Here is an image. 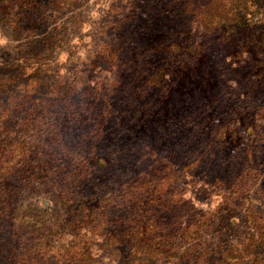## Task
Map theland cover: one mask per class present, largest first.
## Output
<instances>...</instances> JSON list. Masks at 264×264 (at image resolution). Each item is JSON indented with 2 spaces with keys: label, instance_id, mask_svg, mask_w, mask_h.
Masks as SVG:
<instances>
[{
  "label": "rangeland",
  "instance_id": "rangeland-1",
  "mask_svg": "<svg viewBox=\"0 0 264 264\" xmlns=\"http://www.w3.org/2000/svg\"><path fill=\"white\" fill-rule=\"evenodd\" d=\"M254 1L261 8L248 16L240 10L243 3L250 5L246 0H47L41 33L16 36V13L0 19V85L22 103L24 122L34 121L32 145L36 139L42 147L52 144L49 138L64 122L82 119L86 130L70 124L65 137L72 147L77 135L113 138L114 155L103 149L98 156L99 164L115 161L114 170L102 173L105 179L126 167L123 176L115 172L119 178L112 179L111 198L118 205L165 203L167 212L176 207L174 215H166V231L179 217L180 229L190 222L198 233L195 245L193 236L174 242L186 259L197 243L201 258L202 252L217 250L242 256L247 248L256 254L264 245V70L252 63L251 44L264 36V29H255L258 20L264 23V0ZM239 16L248 28L244 42L243 36H229L228 27ZM172 43L203 51L201 62L187 61L176 48L170 51ZM180 71L193 74L187 85L195 90L181 116L192 129L183 133L185 122L179 125L168 109L180 103L179 92L168 89ZM94 157L71 162L68 185L79 186L96 171ZM56 160L58 165L61 159ZM227 207L243 219L232 220L236 227L221 223ZM248 210L263 222L248 223ZM103 232L95 239L92 264H127L129 250L110 248ZM72 242L71 236L62 238L65 245ZM263 256L260 251L258 258ZM140 261L185 264L162 255ZM245 264L255 263L248 257Z\"/></svg>",
  "mask_w": 264,
  "mask_h": 264
},
{
  "label": "trees",
  "instance_id": "trees-1",
  "mask_svg": "<svg viewBox=\"0 0 264 264\" xmlns=\"http://www.w3.org/2000/svg\"><path fill=\"white\" fill-rule=\"evenodd\" d=\"M46 2L47 0H0V19L4 21L12 12L16 13L15 22L18 23L14 28L16 36L24 31L41 33L46 25L44 18ZM246 2L250 5L243 3L240 10H245L248 16L252 10L258 12L261 8L257 1ZM234 23L237 24L228 27L232 32L229 36L235 38L243 36L241 39L244 42L248 29L245 20L239 16ZM263 24L258 20L255 29L263 30L264 26L261 27ZM253 43H248L255 48L251 61L256 64L258 71L264 70V60L258 58L259 54L264 55V36H259ZM174 48L181 56L185 54L187 61L200 63L203 58V51L192 50V47L185 43L181 45L172 43L168 49L172 51ZM246 49L249 50V47L244 46V52H247ZM180 62L178 60V63ZM164 75L170 76L168 73ZM154 76L160 77L157 71ZM175 76L176 82L168 84V89L172 86L171 94L179 92L180 103H170L168 109L169 114H172L179 125L185 122L184 128L180 131L183 133L192 129L186 123L188 118L181 116H185L188 110L186 106L190 104V98L195 93V90L189 89L187 85L188 77L194 76L184 75L183 71ZM209 84L211 87L214 85L212 81H209ZM200 87L202 88V85ZM208 92L206 95L210 94V91ZM16 100L17 96L0 85V264H92L91 251L96 246L95 239L103 236L101 235L104 234L103 229L106 231V243L110 248L129 250L127 264H137V261L145 257L155 258L157 255H162L167 260L178 258L181 262L184 260L185 264H245L248 257L252 258L255 264H264V256L258 258L260 251H264V245L257 250V255L245 248L244 252L241 251L244 253L242 256L237 254V250L228 252L217 250L202 252L204 257L201 258L197 254L201 244L197 243L192 255L186 259L183 253L181 255L178 253L174 242L183 237L189 239V236H193L192 242L195 245L196 241L198 242L195 238L198 233L195 234L196 227L190 225V222H187L184 229H180L179 222L182 219L179 217L171 220H175L177 224H173L166 231L165 223L169 222L166 215L171 213L174 215L176 207L171 205L169 209H174L167 212L165 209L168 207L165 203L154 206L145 204L143 207L135 205L136 202L118 205L111 198L114 192L111 190H114L116 185L112 179L119 178L116 173L123 176L122 170L126 167L116 168V173L105 179L102 173L114 170L115 161L110 162L109 166L99 164L98 156L103 149L111 152V156L114 155L110 151L114 150L113 138L108 136L103 140L104 135H101L92 140L87 134L77 135L74 140L76 147H72L70 142L68 144L65 141V137L70 130V124H74L73 127L77 130L78 128L86 130V121L82 119L78 123L64 122L59 132L49 138L53 140L52 144L42 147L36 139L35 145H32L33 141L28 137L30 132L36 129V125L33 124L34 121L30 124L24 122L20 110L23 105ZM196 108L193 106V110ZM200 112L201 107L193 116ZM67 114L68 112L64 116ZM87 130L90 133L89 126ZM88 142L90 146L87 147ZM123 148L131 152V149H126V145H123ZM90 155L96 156L93 158L96 171L87 177H79L85 179L81 185L72 187L70 183L69 187L67 182L70 181L71 174L68 167L74 166L70 165L71 162L82 161L84 157ZM57 157L61 159L58 165ZM174 157H178V154L175 153ZM78 166L76 165L73 171H76ZM224 210L227 216L221 218L222 224L236 227L232 220H243L234 215V212L230 214L231 210L228 207ZM248 211L251 220L248 223L263 222L256 212ZM159 213L165 216H157ZM64 236H71L73 242L63 244ZM252 242L253 240L250 246L254 244Z\"/></svg>",
  "mask_w": 264,
  "mask_h": 264
}]
</instances>
